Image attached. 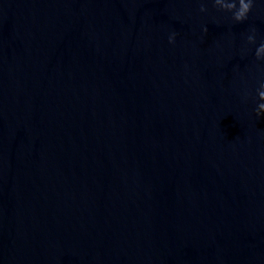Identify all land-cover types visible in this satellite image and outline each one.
Instances as JSON below:
<instances>
[{"label":"water","instance_id":"1","mask_svg":"<svg viewBox=\"0 0 264 264\" xmlns=\"http://www.w3.org/2000/svg\"><path fill=\"white\" fill-rule=\"evenodd\" d=\"M214 3L0 0V264H264V0Z\"/></svg>","mask_w":264,"mask_h":264},{"label":"clouds","instance_id":"2","mask_svg":"<svg viewBox=\"0 0 264 264\" xmlns=\"http://www.w3.org/2000/svg\"><path fill=\"white\" fill-rule=\"evenodd\" d=\"M254 5V0H215L214 7L231 13V17L235 22H243L248 19L249 13L251 12ZM206 9L204 5H201L200 11L204 12ZM207 31V29H204ZM176 39V33L173 32L168 37V42L170 44L174 43ZM249 40H252V37H249ZM256 56L258 59L264 58V44H261L257 51ZM261 88L264 89V84L261 85ZM260 97L264 98V91H260ZM264 114V103H261L256 109V116L260 117Z\"/></svg>","mask_w":264,"mask_h":264}]
</instances>
